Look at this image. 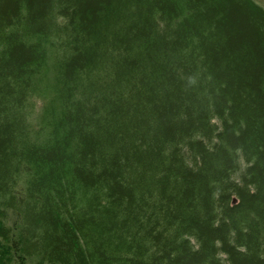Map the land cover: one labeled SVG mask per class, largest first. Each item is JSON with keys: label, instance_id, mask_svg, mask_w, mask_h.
<instances>
[{"label": "trees", "instance_id": "obj_1", "mask_svg": "<svg viewBox=\"0 0 264 264\" xmlns=\"http://www.w3.org/2000/svg\"><path fill=\"white\" fill-rule=\"evenodd\" d=\"M0 264H264V7L0 0Z\"/></svg>", "mask_w": 264, "mask_h": 264}, {"label": "rangeland", "instance_id": "obj_2", "mask_svg": "<svg viewBox=\"0 0 264 264\" xmlns=\"http://www.w3.org/2000/svg\"><path fill=\"white\" fill-rule=\"evenodd\" d=\"M256 1L259 2L264 7V0H256Z\"/></svg>", "mask_w": 264, "mask_h": 264}, {"label": "bare ground", "instance_id": "obj_3", "mask_svg": "<svg viewBox=\"0 0 264 264\" xmlns=\"http://www.w3.org/2000/svg\"><path fill=\"white\" fill-rule=\"evenodd\" d=\"M234 200H236L235 198H234ZM235 202V201H234ZM15 226V225H14Z\"/></svg>", "mask_w": 264, "mask_h": 264}, {"label": "water", "instance_id": "obj_4", "mask_svg": "<svg viewBox=\"0 0 264 264\" xmlns=\"http://www.w3.org/2000/svg\"><path fill=\"white\" fill-rule=\"evenodd\" d=\"M234 201H236V200H234Z\"/></svg>", "mask_w": 264, "mask_h": 264}]
</instances>
